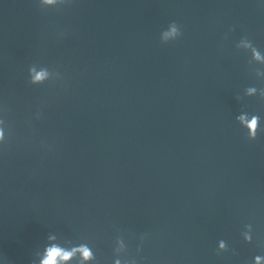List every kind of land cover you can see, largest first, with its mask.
<instances>
[{"label": "water", "instance_id": "95a60500", "mask_svg": "<svg viewBox=\"0 0 264 264\" xmlns=\"http://www.w3.org/2000/svg\"><path fill=\"white\" fill-rule=\"evenodd\" d=\"M262 94L264 0H0V264H111L116 228L124 264H252L264 134L236 116L264 127Z\"/></svg>", "mask_w": 264, "mask_h": 264}, {"label": "clouds", "instance_id": "9594fccd", "mask_svg": "<svg viewBox=\"0 0 264 264\" xmlns=\"http://www.w3.org/2000/svg\"><path fill=\"white\" fill-rule=\"evenodd\" d=\"M182 35L180 26L173 21L170 23V30L164 33L166 38H171L172 41L176 40L178 37ZM255 55L259 58V50L256 49ZM33 69L29 67V84L31 85H40L43 83L46 72H40L34 76H32ZM256 87L249 86L247 89V93L251 95L255 92ZM262 100H264V94L260 96ZM240 100V97H237ZM237 123L243 128L246 129L247 139L254 141L257 139L259 134H264V127H261V117L258 114H251L248 112L242 111L239 115L236 116ZM0 137H2V133H0ZM117 233H119L114 240V247L112 249L113 257L111 260V264H124V258L121 256L122 250L128 251V246L124 240V230L120 228L115 229ZM253 226L251 224H246L244 226V230L241 232L242 239L245 243H252L253 240ZM134 236L135 234L132 233ZM150 233H142L139 237L140 245H137L136 252L142 250V245L144 241ZM227 242L224 240H219L217 243V255H220L223 252L228 251ZM233 254H236L233 250ZM78 257L77 264H101V260L97 257L96 253L93 250V245L90 244L87 240L82 241L78 244L73 243L71 248H65L60 245H53L45 247V259L42 261V264H69L70 261L76 259ZM264 256L256 255L253 257L252 264H260L261 259ZM133 264H138V261L135 256H133Z\"/></svg>", "mask_w": 264, "mask_h": 264}]
</instances>
